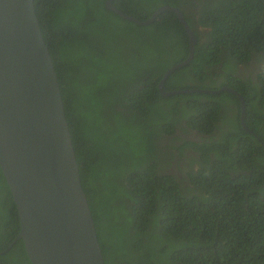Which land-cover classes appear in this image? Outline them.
Here are the masks:
<instances>
[{
	"label": "trees",
	"instance_id": "obj_1",
	"mask_svg": "<svg viewBox=\"0 0 264 264\" xmlns=\"http://www.w3.org/2000/svg\"><path fill=\"white\" fill-rule=\"evenodd\" d=\"M34 0L105 264H264V0ZM228 86L229 91L209 92ZM0 169V251L19 231ZM0 264H31L22 240Z\"/></svg>",
	"mask_w": 264,
	"mask_h": 264
},
{
	"label": "water",
	"instance_id": "obj_2",
	"mask_svg": "<svg viewBox=\"0 0 264 264\" xmlns=\"http://www.w3.org/2000/svg\"><path fill=\"white\" fill-rule=\"evenodd\" d=\"M104 5L143 26L164 10L174 12L187 32L189 52L164 72L159 91L163 96L194 91L163 89L169 74L192 60L196 43L179 8L164 4L148 19L139 20L113 6L112 0ZM222 90L240 98V122L249 132L243 97L228 86L209 92ZM0 169L20 226L0 254L20 239L31 264H105L34 0H0Z\"/></svg>",
	"mask_w": 264,
	"mask_h": 264
}]
</instances>
